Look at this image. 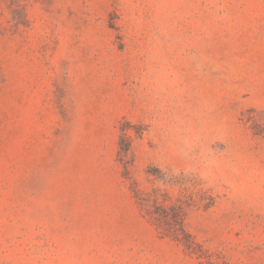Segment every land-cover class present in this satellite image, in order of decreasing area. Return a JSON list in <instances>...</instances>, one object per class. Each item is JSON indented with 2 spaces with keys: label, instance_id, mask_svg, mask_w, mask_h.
I'll return each instance as SVG.
<instances>
[{
  "label": "rangeland",
  "instance_id": "rangeland-1",
  "mask_svg": "<svg viewBox=\"0 0 264 264\" xmlns=\"http://www.w3.org/2000/svg\"><path fill=\"white\" fill-rule=\"evenodd\" d=\"M0 264H264V0H0Z\"/></svg>",
  "mask_w": 264,
  "mask_h": 264
},
{
  "label": "trees",
  "instance_id": "trees-1",
  "mask_svg": "<svg viewBox=\"0 0 264 264\" xmlns=\"http://www.w3.org/2000/svg\"><path fill=\"white\" fill-rule=\"evenodd\" d=\"M175 218H176V221L178 222L179 221L178 216H175ZM182 231H184V229H182ZM185 235H186V233H185Z\"/></svg>",
  "mask_w": 264,
  "mask_h": 264
}]
</instances>
